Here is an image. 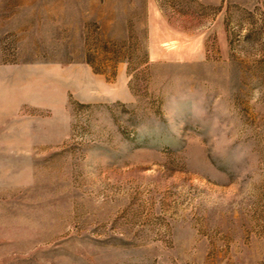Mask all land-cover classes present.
<instances>
[{
    "label": "rangeland",
    "instance_id": "obj_1",
    "mask_svg": "<svg viewBox=\"0 0 264 264\" xmlns=\"http://www.w3.org/2000/svg\"><path fill=\"white\" fill-rule=\"evenodd\" d=\"M0 264H264V0H0Z\"/></svg>",
    "mask_w": 264,
    "mask_h": 264
}]
</instances>
